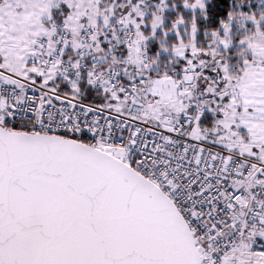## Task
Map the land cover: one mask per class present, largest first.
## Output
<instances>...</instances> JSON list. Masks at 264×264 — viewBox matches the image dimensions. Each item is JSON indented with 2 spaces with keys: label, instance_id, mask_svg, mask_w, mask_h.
Returning <instances> with one entry per match:
<instances>
[{
  "label": "snow or ice",
  "instance_id": "1",
  "mask_svg": "<svg viewBox=\"0 0 264 264\" xmlns=\"http://www.w3.org/2000/svg\"><path fill=\"white\" fill-rule=\"evenodd\" d=\"M0 264H264V0H0Z\"/></svg>",
  "mask_w": 264,
  "mask_h": 264
}]
</instances>
